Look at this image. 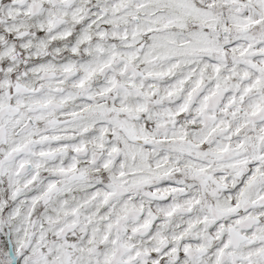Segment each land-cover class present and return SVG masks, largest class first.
Masks as SVG:
<instances>
[{
    "label": "snow or ice",
    "instance_id": "obj_1",
    "mask_svg": "<svg viewBox=\"0 0 264 264\" xmlns=\"http://www.w3.org/2000/svg\"><path fill=\"white\" fill-rule=\"evenodd\" d=\"M0 264H264V0H0Z\"/></svg>",
    "mask_w": 264,
    "mask_h": 264
}]
</instances>
